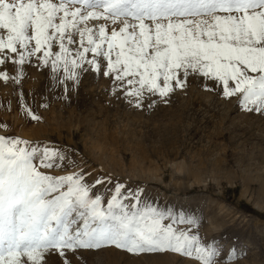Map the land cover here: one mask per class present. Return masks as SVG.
Segmentation results:
<instances>
[{
	"label": "snow or ice",
	"instance_id": "6c2138e0",
	"mask_svg": "<svg viewBox=\"0 0 264 264\" xmlns=\"http://www.w3.org/2000/svg\"><path fill=\"white\" fill-rule=\"evenodd\" d=\"M0 30V65L17 66L12 76L0 71L5 86H19L20 66L35 58L65 93L96 74L112 82L110 95L152 108L197 79L205 91L264 116V0H0ZM21 109L41 121L22 95ZM76 155L0 135V264H83L86 253L104 250L218 264L220 248L191 231L200 223L195 215L177 220L119 181L105 204L93 189L111 176L89 183L92 173ZM69 167L76 170L50 174Z\"/></svg>",
	"mask_w": 264,
	"mask_h": 264
},
{
	"label": "rangeland",
	"instance_id": "374dc122",
	"mask_svg": "<svg viewBox=\"0 0 264 264\" xmlns=\"http://www.w3.org/2000/svg\"><path fill=\"white\" fill-rule=\"evenodd\" d=\"M34 64L35 58L20 66L19 86L0 81V135L70 147L76 162L92 173L89 183L111 176V184L93 189L104 195L105 204L119 181L131 192L142 189V204L177 220L195 215L200 223L191 231L220 248L218 264H264V116L242 110L235 98L225 101L205 91L197 79L152 108L146 101L137 109L110 95L112 82L96 74H84L78 88L65 93L54 85L50 68L38 70ZM0 71L12 76L17 66L9 62ZM21 95L40 122L25 118ZM234 247L236 258L229 260ZM83 264L197 262L175 254L134 257L104 250L86 253Z\"/></svg>",
	"mask_w": 264,
	"mask_h": 264
},
{
	"label": "bare ground",
	"instance_id": "6f19581e",
	"mask_svg": "<svg viewBox=\"0 0 264 264\" xmlns=\"http://www.w3.org/2000/svg\"><path fill=\"white\" fill-rule=\"evenodd\" d=\"M36 97V96H35ZM19 120V119H18Z\"/></svg>",
	"mask_w": 264,
	"mask_h": 264
}]
</instances>
